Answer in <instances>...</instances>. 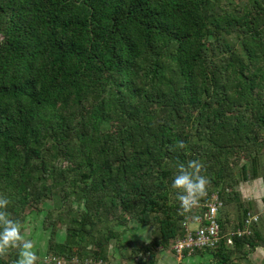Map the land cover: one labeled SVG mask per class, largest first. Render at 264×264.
Here are the masks:
<instances>
[{
  "label": "trees",
  "instance_id": "obj_1",
  "mask_svg": "<svg viewBox=\"0 0 264 264\" xmlns=\"http://www.w3.org/2000/svg\"><path fill=\"white\" fill-rule=\"evenodd\" d=\"M192 159L201 202L218 192L243 226L256 211L239 185L264 180V0H0V194L22 225L46 210L48 254L112 264L116 240L122 260L156 264L185 234L171 183ZM222 209L205 250L241 264L264 219L230 244ZM132 221L148 241L123 238Z\"/></svg>",
  "mask_w": 264,
  "mask_h": 264
},
{
  "label": "rangeland",
  "instance_id": "obj_2",
  "mask_svg": "<svg viewBox=\"0 0 264 264\" xmlns=\"http://www.w3.org/2000/svg\"><path fill=\"white\" fill-rule=\"evenodd\" d=\"M238 189L241 192V196L243 200L254 201L255 204L254 210L256 212L261 213V218L264 219V203H263L264 180L261 178V179L242 182L239 185ZM51 204L52 202L46 203L45 207L48 208L50 207ZM45 214H46V210L40 213L32 212L28 214V217L26 218V221L23 225L24 236L26 238L32 239L39 251L40 259L38 260V262L47 253L48 240L50 237V228L47 227L45 228L43 225ZM236 214H237V208L234 202L231 203L229 206H225L222 209L223 217L228 220L227 223L229 224L228 225L229 229L234 228L235 223L233 222H235L237 219ZM192 226L194 227L195 224H192ZM124 232H125V236H123V238L125 237V239H130L134 245H137L138 241L144 240L145 237L151 238L149 227L139 224L137 221L130 222L129 227H127L124 230ZM62 233L61 235H63ZM121 241L123 240L121 239ZM259 246L264 247V244ZM116 250H117V243L116 240H113L111 245V253L116 252ZM129 252L130 250H127L126 254L129 255ZM167 257H169V259H167ZM263 257H264V252L261 253V258L258 256V260L256 259L257 264H264V261L261 260ZM123 261L121 262L126 264L129 261H131V259H124ZM157 261L158 262H156V264H216L212 254L205 249L201 252H197L192 255L185 256L179 259L178 256L174 253V251H172V249L170 248L167 249V251L166 250L160 251L157 257ZM251 261L252 260L250 259H244L242 260L241 264H252Z\"/></svg>",
  "mask_w": 264,
  "mask_h": 264
},
{
  "label": "built area",
  "instance_id": "obj_3",
  "mask_svg": "<svg viewBox=\"0 0 264 264\" xmlns=\"http://www.w3.org/2000/svg\"><path fill=\"white\" fill-rule=\"evenodd\" d=\"M204 202H199L191 210L185 212L182 226L185 234L175 240L173 250L178 257H183L184 251L193 252L198 249L216 247L221 238V224L218 213L224 207V202L218 192H212ZM261 213L249 211L244 217L243 226L236 227L230 232L228 242L233 244L234 236H244L252 234V226L259 222ZM192 224H195L193 227ZM106 264L103 259L73 257L67 260L64 257L46 253L37 264Z\"/></svg>",
  "mask_w": 264,
  "mask_h": 264
},
{
  "label": "clouds",
  "instance_id": "obj_4",
  "mask_svg": "<svg viewBox=\"0 0 264 264\" xmlns=\"http://www.w3.org/2000/svg\"><path fill=\"white\" fill-rule=\"evenodd\" d=\"M184 143L183 140L179 141V146L184 147ZM177 168L178 172L174 175L171 186L178 189L176 198L181 209L187 212L207 194L209 178L202 174L204 165L198 159L178 163ZM9 204L10 199L0 194V256L5 255L10 247L18 245L20 251L16 264H37L40 259L39 251L34 241L24 236L22 223L10 216Z\"/></svg>",
  "mask_w": 264,
  "mask_h": 264
},
{
  "label": "crops",
  "instance_id": "obj_5",
  "mask_svg": "<svg viewBox=\"0 0 264 264\" xmlns=\"http://www.w3.org/2000/svg\"><path fill=\"white\" fill-rule=\"evenodd\" d=\"M144 240H149V238H147V237H145L144 238ZM167 251V250H166ZM170 252V251H169ZM262 252H264V247H262V246H258V247H256L255 248V250L253 251V252H251V255H250V260H252L251 262H252V264H257V261H256V259L258 260V256L261 258V253ZM115 255H116V257H112V264H122L124 261L121 259V256H120V254H119V251L118 250H116V252L114 253ZM166 254H169V253H166ZM192 254H194V253H192ZM191 254V255H192ZM167 256H169V255H167ZM167 259H169V257H167ZM261 260H263L264 261V257L261 259ZM121 261H123V262H121ZM158 262V261H157ZM137 264V262L136 261H134V260H131V261H129L128 263H126V264ZM123 264H125V263H123Z\"/></svg>",
  "mask_w": 264,
  "mask_h": 264
}]
</instances>
